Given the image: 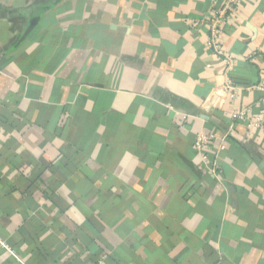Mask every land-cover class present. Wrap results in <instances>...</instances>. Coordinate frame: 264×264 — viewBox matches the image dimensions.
Masks as SVG:
<instances>
[{
	"label": "crops",
	"instance_id": "1",
	"mask_svg": "<svg viewBox=\"0 0 264 264\" xmlns=\"http://www.w3.org/2000/svg\"><path fill=\"white\" fill-rule=\"evenodd\" d=\"M0 264H264V0H0Z\"/></svg>",
	"mask_w": 264,
	"mask_h": 264
},
{
	"label": "built area",
	"instance_id": "2",
	"mask_svg": "<svg viewBox=\"0 0 264 264\" xmlns=\"http://www.w3.org/2000/svg\"><path fill=\"white\" fill-rule=\"evenodd\" d=\"M232 1H238V0H232ZM224 11H214L213 13H210L209 16H207V18H205V23L208 26V29L210 31L208 40H207V44L208 47L213 51V53H215L216 55H225V57L227 58V62L229 64V67H231L232 65V58L231 56L226 55L223 52V48L221 45V41L219 39V31L222 27L223 21H224ZM246 113L244 111L241 112H233L232 113V117L234 119L236 118H246ZM247 119V118H246ZM249 125L251 126H258L261 127L262 126V121L259 118L256 119H250L248 120ZM211 139V137L207 136V135H203L200 134L195 141V145L200 153V157H201V162L203 165L206 166V163L208 161V156H207V148H208V143L209 140Z\"/></svg>",
	"mask_w": 264,
	"mask_h": 264
}]
</instances>
